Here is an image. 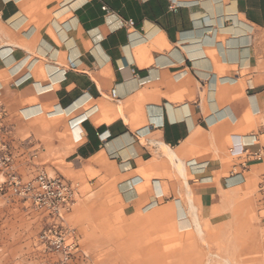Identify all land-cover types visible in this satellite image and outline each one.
<instances>
[{
  "label": "crops",
  "instance_id": "0c3cea01",
  "mask_svg": "<svg viewBox=\"0 0 264 264\" xmlns=\"http://www.w3.org/2000/svg\"><path fill=\"white\" fill-rule=\"evenodd\" d=\"M0 108L14 156L65 135L128 219L220 223L256 177L262 213L264 0H0Z\"/></svg>",
  "mask_w": 264,
  "mask_h": 264
},
{
  "label": "rangeland",
  "instance_id": "374dc122",
  "mask_svg": "<svg viewBox=\"0 0 264 264\" xmlns=\"http://www.w3.org/2000/svg\"><path fill=\"white\" fill-rule=\"evenodd\" d=\"M3 132L17 176L23 181L40 173L62 178L73 185L74 197L62 223L48 221L12 192L0 197V264H264V212H258L255 199L257 177L228 195L227 219L215 224L198 220L204 246L194 225L177 223L168 211L157 215L160 221L168 219L162 224L154 223L151 213L125 217L109 181L66 157L70 145L65 135L51 141L42 138L36 150L44 151L33 157L25 152L19 159L13 153L11 129ZM18 163L20 170L14 168Z\"/></svg>",
  "mask_w": 264,
  "mask_h": 264
},
{
  "label": "built area",
  "instance_id": "2783aa9c",
  "mask_svg": "<svg viewBox=\"0 0 264 264\" xmlns=\"http://www.w3.org/2000/svg\"><path fill=\"white\" fill-rule=\"evenodd\" d=\"M5 112L0 108V132L4 131L2 119ZM253 144L244 145L240 150L230 149V155L242 159L246 166L249 162L259 161L263 158L260 151H251ZM0 197L8 192L30 202L43 213L48 221L62 223L70 210L74 197V187L62 178L49 177L45 173L38 174L30 181H23L13 171L12 155L0 136ZM260 193L264 196V183ZM45 232L42 238H46ZM67 254V253H66Z\"/></svg>",
  "mask_w": 264,
  "mask_h": 264
},
{
  "label": "bare ground",
  "instance_id": "6f19581e",
  "mask_svg": "<svg viewBox=\"0 0 264 264\" xmlns=\"http://www.w3.org/2000/svg\"><path fill=\"white\" fill-rule=\"evenodd\" d=\"M167 154V153H166ZM168 157H170L172 160H174L175 156L173 153L171 152H168ZM175 162V161H174ZM179 165V164H178ZM180 166V165H179ZM182 168V167H181ZM181 168H179V171H181ZM190 194V193H188ZM192 196V195H191ZM189 198V197H188ZM192 204V203H191ZM194 205V204H193ZM198 216V215H197ZM166 221V219H163ZM193 221H194V227H195V230L198 234V237L199 239L201 240V242H203V245L205 246V239H204V232H203V229L201 228V226L199 225V221H198V218L194 215L193 217ZM208 256H210V253L208 252ZM168 257V256H166ZM214 257V255H213ZM220 259V258H219ZM144 264H147V261L145 262L144 261ZM206 264H209V261L206 263ZM212 264V263H211ZM224 264H230L227 260H224Z\"/></svg>",
  "mask_w": 264,
  "mask_h": 264
}]
</instances>
